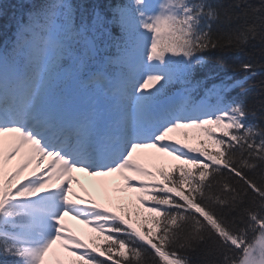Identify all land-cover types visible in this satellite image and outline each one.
Wrapping results in <instances>:
<instances>
[{
	"label": "snow or ice",
	"instance_id": "snow-or-ice-1",
	"mask_svg": "<svg viewBox=\"0 0 264 264\" xmlns=\"http://www.w3.org/2000/svg\"><path fill=\"white\" fill-rule=\"evenodd\" d=\"M17 11L0 42V264H264V79L258 100L231 95L264 63L227 64L257 45L264 57V0ZM213 64L246 75L209 87ZM181 130L199 146L171 139ZM75 173L101 179L123 214L75 193Z\"/></svg>",
	"mask_w": 264,
	"mask_h": 264
},
{
	"label": "trees",
	"instance_id": "trees-1",
	"mask_svg": "<svg viewBox=\"0 0 264 264\" xmlns=\"http://www.w3.org/2000/svg\"><path fill=\"white\" fill-rule=\"evenodd\" d=\"M14 4L12 3V0H2L3 3V15H0V42H3V32H4V25L8 22V19L12 17L14 14L18 15L20 14L19 11H17L18 7L20 4L23 3V0H13ZM115 0H112L114 3ZM108 0H105V3H107ZM219 2V0H218ZM227 2H231V0H227ZM252 3L258 4L260 0H251ZM259 45L256 46V48L249 47L247 48L244 52L240 53H233L230 58L227 61L228 65H236L239 66L243 63H248L251 62L253 64L256 63H264V57H261L259 54ZM249 53H252V57L250 60ZM206 55H219V53H211V54H206ZM210 71L214 73L215 75L220 76H225L223 79H227L228 77H233L234 79L237 80H243L246 73L243 71H239L237 73H233L230 68L228 67H221L219 65L213 64L210 65ZM206 75V73L201 72L199 76L202 78ZM264 79V77H258L256 80H249L247 83L244 84V87L247 89L246 93H242L241 90L238 88L236 92V96L240 97L241 99H245L248 102H252L254 100H258L259 97L257 96L258 89L255 87H252L254 83H258L259 80ZM226 82V81H225ZM229 82H231L229 80ZM209 150H214L212 146H209Z\"/></svg>",
	"mask_w": 264,
	"mask_h": 264
},
{
	"label": "rangeland",
	"instance_id": "rangeland-1",
	"mask_svg": "<svg viewBox=\"0 0 264 264\" xmlns=\"http://www.w3.org/2000/svg\"><path fill=\"white\" fill-rule=\"evenodd\" d=\"M183 131L184 130H181L180 132L172 134L171 139H173V140L179 139V140H181L182 143H189L190 146H196L198 144L196 140H185L184 136H183V138H181V136L183 135ZM189 135L195 136L196 133L192 130H189ZM141 156H142V158L157 157L159 159L155 160L156 163L161 159L164 162H166L168 164V166L170 164H173V163H179L178 161H172L170 157H166L163 154L156 153L155 150H152V149L145 151L144 153L141 154ZM74 175L76 176L77 180L79 181V183H73V185H72L73 191L75 193L85 197V199H93L96 202L97 201L99 202V201L105 199V197L102 195V191H101V186L103 183L101 181V179L87 176L84 173H75ZM122 187H123V185H122V182H120V181H112L110 183V188L112 189L113 192H116L118 189H120ZM124 200L127 201V199H124ZM73 225H74V227L71 228L73 231L80 230L81 227L84 226V225L79 224L78 222H74ZM89 232H90V230H89ZM61 254H66V253H61Z\"/></svg>",
	"mask_w": 264,
	"mask_h": 264
}]
</instances>
